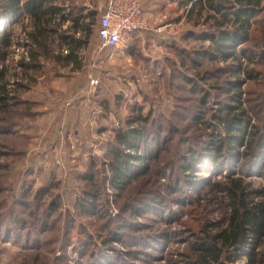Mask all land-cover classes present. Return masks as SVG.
<instances>
[{"label":"rangeland","instance_id":"1","mask_svg":"<svg viewBox=\"0 0 264 264\" xmlns=\"http://www.w3.org/2000/svg\"><path fill=\"white\" fill-rule=\"evenodd\" d=\"M68 1L85 5V23L94 20L88 45L79 53L82 70L63 67L50 53L42 69L31 73L35 81L23 80L28 88L22 89L13 74L20 72L18 62L27 56L29 24L20 17L2 26L13 39L5 62L13 99L6 111L0 110V264H185L182 254L189 252L197 226L223 222L227 215V201L218 202L219 193L207 192V184L238 176L239 166L245 165L244 170L257 169L263 176L250 174L244 180L264 189V154L255 157V145L246 156L245 145L235 147L238 155L228 168L202 154L210 148L212 135L224 136L215 119L221 106H231L234 113L245 111V141L252 130L255 142L264 134L263 15L254 19L248 39L237 47V59H204L196 67L191 54L199 44L208 45L207 39L184 38L176 52L154 47L141 51L151 59L136 55L130 60L122 54L123 46L98 53L96 21L106 0ZM167 2L162 11L172 18L175 5ZM193 18L199 25L184 20L174 27L179 32L175 36L203 27L211 32V21L203 25V17ZM49 46L58 50L57 39ZM166 54L171 62H165ZM234 67L240 70L236 74ZM89 77L98 79L96 88L89 89ZM230 82H237L238 88L229 91ZM139 115L147 117L141 126L146 148L158 146L156 158L147 159L144 175L115 189L108 170L114 129ZM74 118L81 120L78 126ZM189 150L200 160L190 161ZM186 165L194 171L190 186L185 185ZM84 174H91L94 183L80 180ZM93 191L94 213L79 203ZM155 200L157 212L140 211L139 206ZM111 230L118 231V239H112ZM262 247L264 243L259 252ZM231 264H245V259Z\"/></svg>","mask_w":264,"mask_h":264},{"label":"trees","instance_id":"2","mask_svg":"<svg viewBox=\"0 0 264 264\" xmlns=\"http://www.w3.org/2000/svg\"><path fill=\"white\" fill-rule=\"evenodd\" d=\"M67 1L0 0L1 111H6L8 101L13 99L9 98V90H7L9 83L6 81L7 66L5 65L13 39L9 30L2 29L5 24L7 28L12 19L24 17L29 24V31L25 33L27 42L24 45L27 47V56L18 62L20 72L13 74L16 77L14 83L17 86H21L22 89L28 88V85L22 84V81H35V76L31 73L42 69L50 53L54 54L53 60L63 67L70 65L73 71L84 68V62L79 53L82 48H86L88 45L87 38L90 35L91 24L94 23V20L85 23L87 16L82 14L85 5L73 4L69 1L68 3ZM179 7L183 10L186 9L183 21L193 22L192 26L194 27L199 25V21H193L194 16L199 19L203 17L201 23L203 25L211 21L212 28H209L211 32L205 27L198 33L193 30L181 32L179 37L167 46V50L176 52V50L181 49L179 45L184 38L200 42L207 39L208 45L199 44L191 54L190 60L192 65L196 67L204 59L213 60L217 57L222 60L237 59V47L248 39L249 29L253 25L254 19L260 14L264 18V0H179ZM91 15L92 12L88 14V16ZM65 23L68 25L65 30H62ZM262 29L264 34V27ZM55 39H57L56 47L58 49L56 51L50 49L49 46V43ZM63 47L65 48L64 53L61 52ZM108 49L113 50L112 48ZM126 51L134 58L139 55L137 44L134 41H130ZM169 60L172 61L166 58L165 62ZM239 71L235 68L233 74ZM245 75L250 77V72L245 71ZM191 84H193L192 81ZM237 88V82L229 83V91ZM12 102L16 103L13 100ZM220 113H225V119L219 117ZM146 118L139 115L136 118L128 119L126 127L114 129V142L110 143L109 148L112 159L108 170L111 174L109 183L115 189H122L131 181L144 175L149 167L146 164L147 159L156 158L158 146L146 148L143 127L141 126L142 122H146ZM148 118L150 119V117ZM215 119L222 124L224 136H211L208 142L210 148L206 147L202 152L205 157H208V160L214 163L218 162L222 168H228L232 160L238 155V152L234 153L235 147L242 144L246 148L245 156L252 144L257 149L255 157L259 153L264 154V134H260L255 142L257 134L252 130L248 135L249 140H244L249 124V117L244 110L234 113L231 106H221ZM143 143L144 148L141 149ZM140 149L142 150L141 153L139 152ZM131 150L134 152L130 153ZM222 152H226L224 157ZM188 159L190 161L200 160L198 156L196 157L195 151L192 150H189ZM185 163L188 164V160ZM88 166H93V163L89 162ZM244 168L245 165L239 166L238 176L228 175L222 180H213L207 184V192L219 193L221 200L218 202L227 201L225 204L227 215L223 222H206L202 226H197V230L192 233L193 240L189 252L182 254L185 264H231L240 259H245V264L264 263V247H262V252H259L258 249L264 243V189L253 187L252 182H246L243 178V176L250 174L257 176H263V174L257 169L253 171L247 168L244 170ZM184 172L189 173L185 179L187 181L185 185L190 186V180L194 177L192 175L193 168L186 165ZM80 180L94 183L91 174L82 175ZM94 191L85 200L79 201L83 209L93 213L95 209V205L92 203V197L95 196ZM215 200L217 201V198ZM139 207L141 212L150 209L157 212L159 201L155 200ZM132 212L135 213L136 211L132 210ZM109 234L113 236L112 239H116L118 236L116 234L119 233L111 230ZM82 239L85 240L87 237ZM103 243L105 245L104 241Z\"/></svg>","mask_w":264,"mask_h":264},{"label":"built area","instance_id":"3","mask_svg":"<svg viewBox=\"0 0 264 264\" xmlns=\"http://www.w3.org/2000/svg\"><path fill=\"white\" fill-rule=\"evenodd\" d=\"M147 0H107L97 21V52L118 48L132 34L149 29L143 3ZM93 65V64H92ZM88 86L96 88L97 78L89 77Z\"/></svg>","mask_w":264,"mask_h":264},{"label":"crops","instance_id":"4","mask_svg":"<svg viewBox=\"0 0 264 264\" xmlns=\"http://www.w3.org/2000/svg\"><path fill=\"white\" fill-rule=\"evenodd\" d=\"M165 1L167 2V0H147L143 3V9H144L145 17L148 21L149 29L140 33L130 35L124 43L120 44L121 47L123 46L122 54L124 55V57L130 60L134 58L133 55H130L128 51H126V48L129 46L130 41H134V43L137 44L139 56L141 58L148 57V59L149 58L151 59L152 57L149 54H147L148 56L145 57L146 54L143 55V53L145 51H150L152 47L166 51L167 46L170 44V42H172L173 40L175 41L178 38L175 35L178 34L179 32H177V28L174 27H177L183 22L184 16L181 14L182 8L179 7V0H169L167 2L169 3L168 5L171 4L175 5L171 10V12L174 13L173 17L169 18L170 17L168 15L169 13L167 14L164 13V11H162V8L166 7L164 6ZM176 12H178V14H176ZM164 14L167 15L164 16ZM160 55L154 58V60L156 61L158 59H161L162 56ZM164 57L167 58V54ZM80 121L74 118L73 124L75 126H78V122ZM68 123L69 122H66L67 125ZM79 125L81 124L79 123ZM83 128L88 129L87 126H85V124H83ZM76 133L77 132H74V134Z\"/></svg>","mask_w":264,"mask_h":264}]
</instances>
